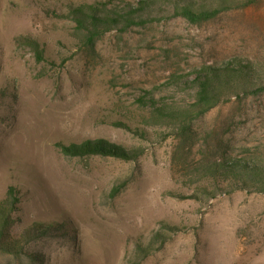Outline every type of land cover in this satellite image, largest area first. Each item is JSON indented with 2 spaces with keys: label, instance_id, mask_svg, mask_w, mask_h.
I'll list each match as a JSON object with an SVG mask.
<instances>
[{
  "label": "rangeland",
  "instance_id": "obj_1",
  "mask_svg": "<svg viewBox=\"0 0 264 264\" xmlns=\"http://www.w3.org/2000/svg\"><path fill=\"white\" fill-rule=\"evenodd\" d=\"M94 1L0 0V198L15 184L22 225L54 220L68 229L31 248L45 253L44 264H133L136 241L168 223L187 229L142 264H264V192L177 196L207 182L199 171L205 164L239 159L264 166V93L221 103L193 123L186 141L162 139L164 128L149 125L150 111L137 102L154 90L188 108L191 96L161 86L172 75L233 57L264 65V0L201 24L159 11L160 20L111 31L95 49H82L65 14L70 4ZM22 35L44 44L50 59L66 58L65 65L38 76L43 64L18 44ZM89 138L147 150L130 162L68 158L57 146ZM128 174L133 181L111 199L114 181ZM0 264L33 262L0 254Z\"/></svg>",
  "mask_w": 264,
  "mask_h": 264
},
{
  "label": "trees",
  "instance_id": "obj_2",
  "mask_svg": "<svg viewBox=\"0 0 264 264\" xmlns=\"http://www.w3.org/2000/svg\"><path fill=\"white\" fill-rule=\"evenodd\" d=\"M261 0H137L136 3L121 0H96L70 4L65 17L74 23V35L80 47L95 49L98 41L107 33L117 30L125 33L135 26H145L155 20L157 12L166 14L163 18L183 17L192 24H201L213 20L225 12L245 9L258 4ZM166 6L167 9H163ZM19 45L29 48L38 63L43 67L38 76H49L66 63H60L47 56V50L36 38L22 35L17 38ZM195 75L194 78L190 76ZM172 87L178 93L193 98V103L184 108L165 97H157L154 90H145L137 97L141 108L150 111L146 122L149 125L163 127L162 139L172 135L186 141L191 137L192 125L212 109L234 96L258 95L264 93V65L245 57H233L217 64H206L194 69L187 75L174 74L161 85ZM117 126L127 128L147 139L146 131L133 129L123 122ZM61 153L68 158L92 156L113 157L124 161H138L145 153L141 145L126 146L107 138H89L82 142L57 143ZM200 174L207 182L196 187L192 194L177 195L181 198L201 200L215 198L224 192L236 190H255L264 192V166L239 159H220L202 166ZM134 175L117 178L109 192L111 199L119 197L133 181ZM175 196V195H173ZM22 191L17 185H10L3 198H0V254L13 258H26L33 264H44L45 253L33 250L32 243L42 238L68 234L64 224L54 220H34L22 225L20 215ZM18 229L16 230V227ZM187 228L163 223L148 240L138 239L135 243L130 262L142 264L147 258L163 250L180 231Z\"/></svg>",
  "mask_w": 264,
  "mask_h": 264
}]
</instances>
